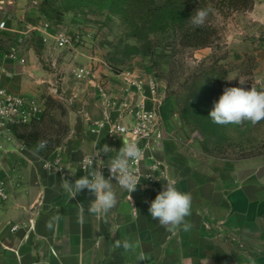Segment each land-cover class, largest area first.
Segmentation results:
<instances>
[{"label": "crops", "instance_id": "crops-1", "mask_svg": "<svg viewBox=\"0 0 264 264\" xmlns=\"http://www.w3.org/2000/svg\"><path fill=\"white\" fill-rule=\"evenodd\" d=\"M3 1L7 13L0 20L6 18L7 27L0 33L7 34L12 32L14 12L20 10L12 1ZM245 33L253 43L251 48L260 44L264 65V41H259L264 38V3H256L246 13ZM39 47L40 57L33 51L19 54L18 59L0 54V84L15 94L42 98L46 92L64 101L68 132L48 155L21 140L4 143L0 180L7 182L8 199L0 200V264H264V156L233 161L179 156L166 131L154 155L165 166L169 182L175 181L178 190L192 195L191 215L186 217L192 224L189 232L182 226L168 230L148 211L167 181L132 192L131 201L111 181L118 202L106 217L88 211L95 197L87 190L70 199L61 180L74 182L86 175L79 162L92 156L97 147L112 148L101 154L111 160L123 146V138L114 139L105 129L94 131L93 123L104 119L100 86L118 104L113 117L122 116L121 104L131 99L125 89L128 73L116 75L99 67L92 73L93 82L78 79L80 69L91 68L80 65L78 58L72 64V58L58 60L49 42ZM39 58L48 63L44 65ZM58 74L61 83L56 80ZM144 96L151 107L147 89ZM59 157L65 174L45 167L47 160ZM50 222L52 227H48ZM14 226H18L16 231H12ZM117 241L134 246L139 242V246L126 252L116 247ZM141 252L147 257L142 262L138 259Z\"/></svg>", "mask_w": 264, "mask_h": 264}, {"label": "rangeland", "instance_id": "rangeland-1", "mask_svg": "<svg viewBox=\"0 0 264 264\" xmlns=\"http://www.w3.org/2000/svg\"><path fill=\"white\" fill-rule=\"evenodd\" d=\"M10 1L20 12H14L12 32L0 33L3 57L13 51L18 55L33 51L40 57L39 44L49 42L58 60L72 58V64L78 58L80 65L91 68L87 81H94L92 73L99 67L116 75L154 78L165 98L164 130L179 156L231 161L264 156V120L220 125L209 117L226 87L241 86L239 78L247 80L245 89L260 90L264 77L261 47L259 43L250 47L253 43L245 26L246 13L264 0H249L252 8L247 10L235 9L234 0ZM198 8L212 9L202 27L190 22ZM61 34L71 38L65 49L56 47L55 38ZM194 34L198 39L192 38ZM203 39L208 40L206 46L190 44ZM61 77L56 75L60 83ZM42 98L43 127L50 126L56 145L63 143L68 132L64 101L46 92Z\"/></svg>", "mask_w": 264, "mask_h": 264}, {"label": "built area", "instance_id": "built-area-1", "mask_svg": "<svg viewBox=\"0 0 264 264\" xmlns=\"http://www.w3.org/2000/svg\"><path fill=\"white\" fill-rule=\"evenodd\" d=\"M6 7L3 0H0V15H5ZM7 27L6 18L0 20V29ZM49 28V25H46ZM56 47L65 49L71 44V38L66 34L57 35L55 38ZM12 59H18L19 55L13 51L9 55ZM20 62H24L20 59ZM78 79H86L90 77V72L80 69L76 73ZM92 80V79H90ZM126 91L131 95V99L123 102L120 106L122 116L114 118L113 110L118 105L115 99L108 94L101 86L100 93L104 105V119L94 122L96 127L94 131L107 130L110 137L114 139L136 140L138 146L142 150V158L132 164L136 174L140 178L137 190L146 187H153L161 181H170L169 174L162 162L156 159L154 152L165 139L164 119L162 109L164 107L165 98L160 93L158 82L154 78L143 79L139 75L128 73L125 77ZM146 89L149 92V100L152 106H148L147 98L144 96ZM0 108L6 109L7 115L0 116V160L4 151L5 142H16L18 139L14 134V128L29 125L33 121H40L45 114L44 100L36 96H25L15 94L0 84ZM128 119V122H126ZM124 129L118 135L112 134L117 129ZM84 157L79 162V168L85 172L93 171V168H99L105 178H109V170L107 160L104 156H100L94 160L93 166L88 165V158ZM102 160V161H100ZM1 164V161H0ZM45 167L56 170L65 174L66 169L61 157L50 159L45 162ZM86 173V172H85ZM87 174V173H86ZM116 180L112 178L111 181ZM117 183V182H116ZM117 186H120L117 183ZM122 189V188H120ZM124 190V189H122ZM126 191V190H124ZM127 192V191H126ZM8 199L7 182L0 180V200ZM18 226L12 227V231H16Z\"/></svg>", "mask_w": 264, "mask_h": 264}, {"label": "clouds", "instance_id": "clouds-1", "mask_svg": "<svg viewBox=\"0 0 264 264\" xmlns=\"http://www.w3.org/2000/svg\"><path fill=\"white\" fill-rule=\"evenodd\" d=\"M211 8H198L195 14L190 17V22L196 27L204 26ZM235 79L231 78L228 80ZM246 79L239 78V87H226L220 95L218 101L214 103L209 113L211 120L220 125L236 124L241 125L245 122L257 124L264 120V89L258 90L256 87L245 89L243 85ZM6 109L0 108V116H6ZM124 129H117L112 134L118 135ZM48 141L40 140L37 144V150L46 148ZM113 149L107 144L100 148H96L95 153L88 158V165L93 166L94 160L101 154H108ZM142 158V150L138 146L136 140H123V146L118 150V154L113 158L107 167L109 170V178H105L99 168H93L88 172L85 168L86 175L70 182L68 179L61 180V186L66 190L70 199H74L79 193L87 190L94 195V199L89 203L88 211L99 217H106L107 214L116 206L118 200L116 192L113 188L112 178L116 180L120 188L128 193L129 201L132 200L131 193L137 190L140 178L132 167V164L138 162ZM102 161V160H100ZM134 208V207H133ZM135 209V208H134ZM192 195L190 192H182L175 186V181L165 184L163 190L157 193L155 199L150 202L149 213L153 220L159 222L161 226L172 231L182 226L183 231L189 232L192 224L186 220L191 215ZM81 205L80 211L83 212ZM56 219V218H54ZM79 219L82 221L83 216ZM48 227H52L51 222ZM123 247L128 251H134L139 246V242L134 246L128 241L122 244L116 242V247ZM138 259L142 262L147 257L144 253H140Z\"/></svg>", "mask_w": 264, "mask_h": 264}, {"label": "trees", "instance_id": "trees-1", "mask_svg": "<svg viewBox=\"0 0 264 264\" xmlns=\"http://www.w3.org/2000/svg\"><path fill=\"white\" fill-rule=\"evenodd\" d=\"M233 6L235 9H251L252 7L250 6L249 0H234ZM193 39L197 37V34H194ZM201 38V37H200ZM190 42V41H188ZM192 42V41H191ZM192 46H206L208 44L207 39H203L201 41H195L190 43ZM211 103L210 101H207ZM212 105V104H211ZM45 117L46 114H44L43 118L40 121H33L29 125H23L19 127H15L14 134L17 137L18 140L24 141V144L28 147H33L37 149V144L38 142H35V140H47V146L43 150H39L42 154L48 155L51 153L54 148L58 145L55 144V141L53 140V137H51L53 134L49 131L50 126L44 128L43 125L45 123ZM51 133V135H50ZM60 141V140H59Z\"/></svg>", "mask_w": 264, "mask_h": 264}]
</instances>
